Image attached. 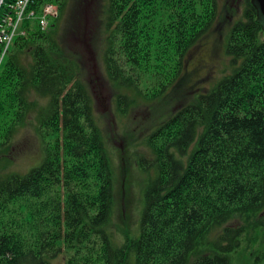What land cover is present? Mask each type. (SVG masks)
Masks as SVG:
<instances>
[{"label":"trees","instance_id":"obj_1","mask_svg":"<svg viewBox=\"0 0 264 264\" xmlns=\"http://www.w3.org/2000/svg\"><path fill=\"white\" fill-rule=\"evenodd\" d=\"M45 2L57 15L45 29L24 19L0 69V150L35 108L30 95L46 98L40 162L0 175V264H53L60 254L63 264H229L242 239L264 228V17L254 1L243 0L228 32L229 72L148 135L138 165L155 176L143 189L139 234L122 243L107 231L113 179L92 97L77 52L63 46L68 0H36L35 11ZM218 14V0H108L107 78L139 92L149 79L142 94L160 97ZM116 100L130 102L124 93Z\"/></svg>","mask_w":264,"mask_h":264},{"label":"rangeland","instance_id":"obj_2","mask_svg":"<svg viewBox=\"0 0 264 264\" xmlns=\"http://www.w3.org/2000/svg\"><path fill=\"white\" fill-rule=\"evenodd\" d=\"M107 2L68 0L61 35L63 46L77 52L80 76L92 97L113 179V206L107 231L113 242L122 243L127 236L139 234L143 189L155 176L153 167L141 168L138 165L140 156L149 155L148 135L178 108L193 101L197 94L210 89L229 72L225 45L233 22L241 17L243 0H218V17L210 31L189 52L180 79L155 99L142 94L149 87V79L140 85L142 92L125 91L105 74L102 52ZM0 47L4 50L1 42ZM5 54L6 51L3 55L0 53V69ZM26 56L24 52L22 58ZM122 93L130 99L127 106L117 103L116 98ZM30 97L35 108L17 126L10 144L0 150L1 176L24 173L42 158L37 111L45 105L46 98L36 93ZM212 235L213 232L209 237ZM248 237L243 238L240 247L232 253L229 264H264V228L251 232ZM64 258L60 254L53 264H63Z\"/></svg>","mask_w":264,"mask_h":264},{"label":"built area","instance_id":"obj_3","mask_svg":"<svg viewBox=\"0 0 264 264\" xmlns=\"http://www.w3.org/2000/svg\"><path fill=\"white\" fill-rule=\"evenodd\" d=\"M35 4L36 0H13L6 4L8 10L4 9L0 13V42L4 44V50L0 47L2 55L7 52L24 19H37L41 28L45 29L57 15L52 3L41 4L39 11H35Z\"/></svg>","mask_w":264,"mask_h":264},{"label":"water","instance_id":"obj_4","mask_svg":"<svg viewBox=\"0 0 264 264\" xmlns=\"http://www.w3.org/2000/svg\"><path fill=\"white\" fill-rule=\"evenodd\" d=\"M257 6L258 12L264 17V0H252ZM3 0H0V5Z\"/></svg>","mask_w":264,"mask_h":264}]
</instances>
